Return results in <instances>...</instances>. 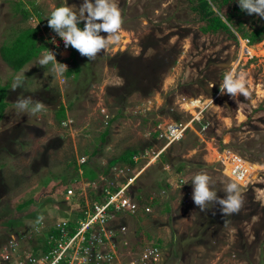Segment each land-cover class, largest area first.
Listing matches in <instances>:
<instances>
[{
  "label": "rangeland",
  "instance_id": "rangeland-1",
  "mask_svg": "<svg viewBox=\"0 0 264 264\" xmlns=\"http://www.w3.org/2000/svg\"><path fill=\"white\" fill-rule=\"evenodd\" d=\"M82 3L0 0V89L11 88L0 121V249L18 236L19 250L35 251L46 238V232H35L40 222L47 227L75 220L78 207L87 203L91 208L103 191L134 179L125 193L140 211L114 220L116 228L125 229L117 238L119 249L126 244L119 264L152 244H160V264H264V38L249 46L238 36L235 44L223 35L201 34L203 23L190 13L186 0H115L124 19L120 42L93 61L77 51L72 59L70 52L49 49L68 69L73 61L80 68L77 77L67 78L65 72L55 76L51 64L41 67L37 61L48 50L47 37H59L37 23L34 13L46 21L57 7L78 9ZM21 11L30 17L24 20ZM238 19L248 31L264 22L255 15ZM35 25L41 28L44 48L14 72L2 60L1 48ZM232 67L245 76L248 98L219 95L224 71ZM21 72L24 84L13 91ZM27 96L44 102L47 110L35 116L18 112L14 103ZM209 98L216 106L205 108ZM60 105L66 118L58 124ZM173 124L187 130L158 156L165 144L159 133ZM128 151L137 152L132 166L120 160ZM81 159L90 168L73 172ZM239 165L246 170L241 212L228 222L213 205L201 212L191 198L194 175H209L223 198L233 182L227 172ZM179 180L184 181L181 188ZM81 188L88 197L84 203L78 198ZM70 189L76 193L67 200ZM151 201L150 213L144 214ZM165 203L169 214L163 213Z\"/></svg>",
  "mask_w": 264,
  "mask_h": 264
},
{
  "label": "clouds",
  "instance_id": "clouds-1",
  "mask_svg": "<svg viewBox=\"0 0 264 264\" xmlns=\"http://www.w3.org/2000/svg\"><path fill=\"white\" fill-rule=\"evenodd\" d=\"M237 2L242 12L264 19V0H237ZM74 8L76 11L73 10ZM221 18L227 23L226 17L222 16ZM82 22L83 29L78 27ZM123 23L122 10L115 0H94V2L93 0H83L78 9L75 6H60L52 11L47 19L48 28L63 41L64 48L71 47L89 61L95 60L97 55L107 51L110 45L120 42ZM228 27L233 32L236 31L232 24H228ZM101 33H106L107 36L105 37ZM50 43H56L55 37ZM56 55L55 52L47 50L37 63L41 67L51 64L50 71L60 77L68 68L66 64L57 61ZM24 80L25 73L17 74L13 80L12 90L15 91L22 87ZM219 95H228L234 100L241 95L245 98L250 96L245 76L242 73L238 74L235 67L224 71L223 81L219 85ZM195 103H200V101H195ZM214 106L216 105L212 98H209L204 105L205 108ZM14 108L18 112L35 116L46 111L48 106L40 100H34L31 96H27L18 97ZM242 181L243 172L238 171L235 173L233 182L227 184L225 196L221 198L211 186V177L204 172L197 173L191 181L193 186L192 201L201 212L207 211L209 205H213L219 211L224 222H228L229 217L238 215L244 207L245 196L241 188ZM212 214L216 215V212Z\"/></svg>",
  "mask_w": 264,
  "mask_h": 264
},
{
  "label": "built area",
  "instance_id": "built-area-1",
  "mask_svg": "<svg viewBox=\"0 0 264 264\" xmlns=\"http://www.w3.org/2000/svg\"><path fill=\"white\" fill-rule=\"evenodd\" d=\"M51 36L50 34L47 37L48 50L70 52L71 47L65 49L60 38L55 39V44L50 43ZM245 43L248 44V41L245 40ZM195 120L196 118L192 120V123ZM186 130V126L173 124L168 125L164 132L159 133L158 138L164 140L165 144L158 156L174 142L182 139ZM140 157L141 155L138 156ZM83 163L85 160L81 159L78 165ZM238 171L243 172V178L246 176V170L242 165L234 167L231 172L227 173L234 180L235 173ZM133 181L134 179H129L127 183L124 182L125 186L119 189L103 191L102 200L95 199L91 208L87 203L84 204L85 207L84 205L78 207L80 211H75L78 213L75 220H61L47 227L40 222L35 232H46V238L42 242L43 245L35 251L23 248L19 250L18 236L8 240L6 245L0 249V264H119L117 258L124 252L126 244L119 249L120 240L117 238L125 234V229L116 228L114 220L122 214L135 215L140 211L135 202L126 198L125 191ZM178 183L183 186L184 181L179 180ZM178 183L177 186L180 187ZM75 193V189L67 190L66 199L69 200L71 196H75L73 195ZM80 194H78L79 200L86 202L88 197L84 193V188H81ZM142 212L149 214L150 208L145 206ZM160 262V248L157 244H152L137 256L127 258L120 264H160Z\"/></svg>",
  "mask_w": 264,
  "mask_h": 264
},
{
  "label": "trees",
  "instance_id": "trees-1",
  "mask_svg": "<svg viewBox=\"0 0 264 264\" xmlns=\"http://www.w3.org/2000/svg\"><path fill=\"white\" fill-rule=\"evenodd\" d=\"M186 2L190 13H193L198 18V20L203 23V26L200 28L201 34H209L213 36L223 35L228 40L235 42V44H237L238 36L241 40H247L249 46L259 44L264 38V22H262L263 24L259 27H253L251 25L248 31L245 29L244 22L239 19L236 20V18L239 17L245 18V16L247 15L246 13L240 10L237 0H186ZM33 5L34 4H32L31 6ZM17 8H19V6ZM21 14L24 20L30 17L29 13L26 11H21ZM34 16L37 18V21H39L37 23L42 24L45 29H48L47 20L43 21L38 12H35ZM222 16L227 18V23L221 18ZM228 24H232L235 27L236 31L233 32L232 30H230ZM78 27L83 29V26L81 24H79ZM43 38L44 37L42 35V31L39 25H35L34 28H26L24 30L19 31L17 33V37L11 44H8L1 48L2 60L14 72H19L23 68V66H25L30 60L36 58L39 53L43 50L44 46L40 44ZM46 49L47 48H45V50ZM75 54L76 50L71 48L70 57L72 59H74ZM73 64L74 67L68 69L65 72V76L67 78L77 77L80 72V68L76 66V63L74 61ZM157 87L158 85H156L155 88ZM147 88L149 89V87ZM6 92L7 87L0 89V121L2 120L4 110L7 107V105L3 102ZM65 118L66 108L63 105H60L59 108L55 111V119L57 120L58 124H61V122L65 120ZM109 122H111V120H109ZM107 135L108 131L105 130L100 135V141L104 142ZM136 154V151H128L121 155L120 160L132 166V156ZM77 166L75 165L73 172H77L78 170L80 171V169L83 167L90 168L86 166V161L85 163ZM181 171L182 169L179 167L176 173L180 174ZM179 186L181 188L182 185L179 184ZM166 187L169 186L167 185ZM32 202L33 201L30 200L22 205H18L17 210L24 209L25 207L29 206ZM145 205L152 206L153 201L148 202ZM169 212L170 207L167 203H165L163 213L169 214ZM157 246L160 248V244H157Z\"/></svg>",
  "mask_w": 264,
  "mask_h": 264
},
{
  "label": "crops",
  "instance_id": "crops-1",
  "mask_svg": "<svg viewBox=\"0 0 264 264\" xmlns=\"http://www.w3.org/2000/svg\"><path fill=\"white\" fill-rule=\"evenodd\" d=\"M18 7V6H17ZM13 42V41H12ZM33 60V59H32ZM31 61V60H30ZM29 61V62H30ZM29 62L27 63V64H29ZM5 63V62H4ZM6 64V63H5ZM26 64V65H27ZM25 65V66H26ZM25 66H23V68L25 67ZM22 68V69H23ZM8 85V84H7ZM11 88L9 87V85L7 86V92H6V94H5V97H4V103L7 105V107L5 108V110H4V113L6 112V110H8V108H9V100H8V92H9V90H10ZM3 116H4V114H3ZM4 146H6V145H4ZM22 146V145H21ZM4 152V151H3ZM0 155H2V153L0 154ZM8 157H11V158H13V156H8ZM7 157V158H8ZM9 159V158H8ZM5 169V167L3 168V169H1V171L2 170H4ZM1 173V172H0ZM98 176V175H97ZM6 178H7V176H4V177H1V180H2V182H5V183H3V184H5L6 185V182H7V180H6ZM73 186V185H72ZM2 244V241L0 240V245Z\"/></svg>",
  "mask_w": 264,
  "mask_h": 264
},
{
  "label": "bare ground",
  "instance_id": "bare-ground-1",
  "mask_svg": "<svg viewBox=\"0 0 264 264\" xmlns=\"http://www.w3.org/2000/svg\"><path fill=\"white\" fill-rule=\"evenodd\" d=\"M233 163H237L238 159L234 156Z\"/></svg>",
  "mask_w": 264,
  "mask_h": 264
},
{
  "label": "water",
  "instance_id": "water-1",
  "mask_svg": "<svg viewBox=\"0 0 264 264\" xmlns=\"http://www.w3.org/2000/svg\"><path fill=\"white\" fill-rule=\"evenodd\" d=\"M215 10V9H214Z\"/></svg>",
  "mask_w": 264,
  "mask_h": 264
}]
</instances>
